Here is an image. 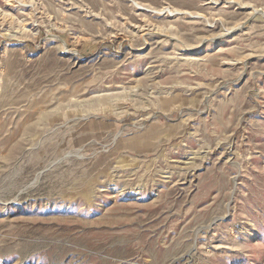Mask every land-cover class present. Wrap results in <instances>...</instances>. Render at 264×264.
I'll list each match as a JSON object with an SVG mask.
<instances>
[{"label": "rangeland", "instance_id": "rangeland-1", "mask_svg": "<svg viewBox=\"0 0 264 264\" xmlns=\"http://www.w3.org/2000/svg\"><path fill=\"white\" fill-rule=\"evenodd\" d=\"M0 264H264V0H0Z\"/></svg>", "mask_w": 264, "mask_h": 264}]
</instances>
